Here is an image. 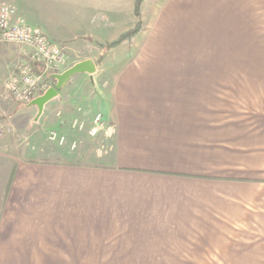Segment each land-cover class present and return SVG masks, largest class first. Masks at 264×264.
<instances>
[{"label": "crops", "instance_id": "obj_1", "mask_svg": "<svg viewBox=\"0 0 264 264\" xmlns=\"http://www.w3.org/2000/svg\"><path fill=\"white\" fill-rule=\"evenodd\" d=\"M135 2L17 8L64 52L89 53L92 42L99 56L136 25ZM257 8L264 0H141L131 42L100 63L76 61L95 72L64 86L97 89L105 130L73 149L17 140L37 105L23 133L20 114L3 111L4 83L28 58L0 42V264H264V110L250 91L264 55ZM50 108L36 113L47 128Z\"/></svg>", "mask_w": 264, "mask_h": 264}, {"label": "rangeland", "instance_id": "obj_2", "mask_svg": "<svg viewBox=\"0 0 264 264\" xmlns=\"http://www.w3.org/2000/svg\"><path fill=\"white\" fill-rule=\"evenodd\" d=\"M26 0H0V6L1 5H10L13 6L17 14L24 18L19 12L17 5L21 8L24 7ZM257 14H264V8H257ZM140 13V12H139ZM25 19V18H24ZM140 22V16L139 19L137 18V22ZM137 25V23H136ZM135 25V26H136ZM134 26V27H135ZM133 27V28H134ZM132 28V29H133ZM129 29L128 31H130ZM126 31V32H128ZM125 33V32H124ZM123 34V33H122ZM257 51L261 50L264 52V23L257 24ZM133 38V37H132ZM116 40V39H115ZM131 42V40H130ZM130 42H127L128 44ZM260 42L262 43L260 45ZM3 43V42H2ZM4 44H10V43H4ZM91 48H85V52L89 51V53H82L79 51H68V53L64 52L65 54V63L62 67L61 73L64 72L66 69L70 68L74 64H76V61L83 59L84 57L90 56L93 59H96L97 63H100L102 60L103 54L109 49L105 47L106 45L101 46L102 52L98 56L94 50L100 51V47H96L95 45L92 44V42H89ZM11 45H16V44H11ZM18 46V45H17ZM93 47V48H92ZM22 49V48H21ZM258 52V53H262ZM256 66L261 68L257 69L254 72H250V78H252L255 83L254 87L252 86L250 88L251 90H254L255 92V109L257 111L259 110H264V55H261L260 57H257L256 59ZM221 73H228L230 74L229 78H235V79H240L243 77L244 72H219ZM55 81H52L51 87H54ZM64 88V89H63ZM61 88L58 92L57 95L54 96L50 101L47 102L51 106L50 109L54 112V117L51 119V125L49 128L46 127V125H41L40 124V118L37 116L39 113V109L37 106L32 109L35 111L31 115V124L30 127L27 128V132L24 133V135H16L18 141H26L27 143L31 144L33 141L36 139H42L43 144L45 145L47 143L51 144H57L60 147H64L69 144L70 148L72 144H82L88 138H94L96 135H99L100 133H103L105 130L102 129L99 131L95 136H90V132L95 128V125L93 124V119L94 117L99 113L96 108H94L93 103L95 101V93H97V89L91 83L88 82V80H84L81 82H78L74 84L73 86L70 87H63ZM44 92L38 93V96H41ZM8 96V106L6 109L3 107V111H9L12 113L14 111L15 114H20L21 118L17 117L16 121L17 124L20 128V132L23 133L25 130L24 128L27 125L26 118L27 113L25 111L31 107L34 106L32 104L30 105H23L15 102L9 95L6 93ZM5 109V110H4ZM37 113V114H36ZM23 114V115H21ZM11 115V114H10ZM4 116L1 115L0 121L5 122V119L3 118ZM54 136L55 139L54 141L49 140L50 137ZM63 137L65 139V142L60 145L58 140L59 138ZM88 137V138H87ZM46 140V141H45ZM45 142H47L45 144ZM35 142H33L32 145H34ZM73 149V148H71ZM192 253H200L198 248H191ZM198 250V251H197ZM204 253V250L202 251ZM205 253L209 254L208 252Z\"/></svg>", "mask_w": 264, "mask_h": 264}, {"label": "built area", "instance_id": "obj_3", "mask_svg": "<svg viewBox=\"0 0 264 264\" xmlns=\"http://www.w3.org/2000/svg\"><path fill=\"white\" fill-rule=\"evenodd\" d=\"M0 42L20 46L23 55L28 58L27 63L18 65L16 75L5 81L4 89L15 102L30 105L38 93L51 87L52 76L61 73L65 54L60 47L50 42L40 28L31 26L10 5L0 6ZM93 124L95 128L90 136H95L103 129L100 114L94 117ZM7 130L0 124V134ZM54 139V136L49 138L51 141ZM58 142L62 145L65 139L61 137ZM74 147L75 144H72L71 148Z\"/></svg>", "mask_w": 264, "mask_h": 264}, {"label": "water", "instance_id": "obj_4", "mask_svg": "<svg viewBox=\"0 0 264 264\" xmlns=\"http://www.w3.org/2000/svg\"><path fill=\"white\" fill-rule=\"evenodd\" d=\"M94 72L95 65L90 60H85L74 64L70 68L66 69L64 72L53 75L52 79H54L55 81L54 87L46 90L41 96L34 99L31 104L37 105L39 108H42L45 103H47L54 96H56L57 92L68 83L72 76L76 74L92 75Z\"/></svg>", "mask_w": 264, "mask_h": 264}, {"label": "trees", "instance_id": "obj_5", "mask_svg": "<svg viewBox=\"0 0 264 264\" xmlns=\"http://www.w3.org/2000/svg\"><path fill=\"white\" fill-rule=\"evenodd\" d=\"M140 2H141V0H136L135 6H134V15L138 19L140 16V13H139ZM140 30H141V26H140V22L138 21L137 25L133 29H131L128 32L121 34L116 40L108 43L107 46L105 47V49L115 47V46H117L123 42H130L132 37H134Z\"/></svg>", "mask_w": 264, "mask_h": 264}]
</instances>
